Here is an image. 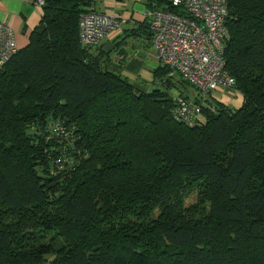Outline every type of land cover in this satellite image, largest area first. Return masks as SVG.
Listing matches in <instances>:
<instances>
[{"label":"trees","instance_id":"16d2710c","mask_svg":"<svg viewBox=\"0 0 264 264\" xmlns=\"http://www.w3.org/2000/svg\"><path fill=\"white\" fill-rule=\"evenodd\" d=\"M96 1L45 0L0 68V264H264V0H228L244 101L210 95L198 126L173 115L186 80L161 66L142 91L81 43ZM55 120L71 142L48 138Z\"/></svg>","mask_w":264,"mask_h":264},{"label":"built area","instance_id":"2783aa9c","mask_svg":"<svg viewBox=\"0 0 264 264\" xmlns=\"http://www.w3.org/2000/svg\"><path fill=\"white\" fill-rule=\"evenodd\" d=\"M43 8L45 0H35ZM168 8H154L148 26L152 44L169 78L186 80L194 91L174 92L173 115L189 126L205 122L203 106L213 91L236 90V80L225 69V42L229 36L228 0H169ZM119 26V20L90 9L80 17V38L84 45H99ZM16 34L0 22V68L18 52ZM237 91V90H236ZM215 111V107H211ZM48 138L72 140V130L60 120L52 121Z\"/></svg>","mask_w":264,"mask_h":264},{"label":"crops","instance_id":"0c3cea01","mask_svg":"<svg viewBox=\"0 0 264 264\" xmlns=\"http://www.w3.org/2000/svg\"><path fill=\"white\" fill-rule=\"evenodd\" d=\"M155 6L153 0H97L94 4L97 11L114 15L119 20V26L94 50L107 56L109 70L119 73L145 92L163 86L162 78L155 74L161 65L148 28ZM42 14L43 8L38 7L35 0H0V22L13 28L19 49L28 45ZM219 91L224 94L218 99L220 102L234 108L243 104L244 97L239 91Z\"/></svg>","mask_w":264,"mask_h":264},{"label":"rangeland","instance_id":"374dc122","mask_svg":"<svg viewBox=\"0 0 264 264\" xmlns=\"http://www.w3.org/2000/svg\"><path fill=\"white\" fill-rule=\"evenodd\" d=\"M169 74H170V72L168 71V73H167V75H166V77H167L166 80H169ZM178 78H179V77L176 76V80H177ZM161 80H164V78H162ZM176 90H177V89H175V88H174V89H171V92L174 93ZM186 90L190 93V95L193 94L194 89H193L191 86H187V87H186ZM233 91H234V90H233ZM226 92H228V91H226ZM212 95H213V97H214L213 100H215V101H219L218 99H222V98L224 97V94L221 93L219 90L214 91ZM215 97H216L217 99H216ZM197 187H198V186H194V187L188 189V191H187L186 193H184V195H183V196H185V199H184V205H185L186 207H189V206H192V205L198 203V191H197Z\"/></svg>","mask_w":264,"mask_h":264}]
</instances>
